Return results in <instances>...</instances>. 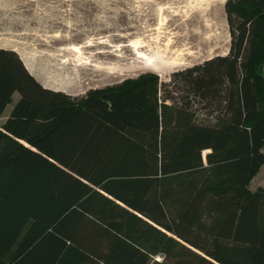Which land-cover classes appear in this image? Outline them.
<instances>
[{
  "label": "trees",
  "instance_id": "trees-1",
  "mask_svg": "<svg viewBox=\"0 0 264 264\" xmlns=\"http://www.w3.org/2000/svg\"><path fill=\"white\" fill-rule=\"evenodd\" d=\"M224 7L228 53L171 86L73 97L0 48V264H264V0Z\"/></svg>",
  "mask_w": 264,
  "mask_h": 264
},
{
  "label": "rangeland",
  "instance_id": "rangeland-1",
  "mask_svg": "<svg viewBox=\"0 0 264 264\" xmlns=\"http://www.w3.org/2000/svg\"><path fill=\"white\" fill-rule=\"evenodd\" d=\"M167 2L0 0V48L15 51L28 71L44 87L65 91L73 97L84 96L90 89L114 85L146 72L157 74L161 81L171 86L173 74L214 56L226 55L230 34L224 7L225 24L221 38L208 45L191 41L190 48L186 50L189 53L183 56L185 61L182 65L171 67L165 75L153 71L131 73L121 70V67L132 66L141 60L134 53L139 47L133 45L138 42L153 41L158 37L161 43L171 44V48H181L185 44L186 30L176 17L163 9ZM100 50H109L111 55L101 58L97 53ZM139 50L149 56L153 52L146 48ZM96 64L106 69L96 70ZM80 68H83L82 71ZM17 97L14 94L13 102ZM10 107L6 108L2 120ZM207 152L203 151V155ZM258 186H264V167L251 183L252 188ZM164 258L165 255L160 254L153 260L163 261Z\"/></svg>",
  "mask_w": 264,
  "mask_h": 264
},
{
  "label": "bare ground",
  "instance_id": "bare-ground-1",
  "mask_svg": "<svg viewBox=\"0 0 264 264\" xmlns=\"http://www.w3.org/2000/svg\"><path fill=\"white\" fill-rule=\"evenodd\" d=\"M225 2L226 0H168L166 7H164L163 9L167 10L168 13L170 12L172 16L176 17V19L179 20L180 24H182V26L186 30V42L184 41L185 44L181 45V48H171V44L167 45L166 43H161L160 38L158 37H156L153 41L138 42L133 46H135L136 48L139 47V49L141 50L142 48H146L149 52L153 51L152 55H146L143 51L135 48L136 50L134 51V53L138 58H141V60H139L136 64L134 63V65L131 63L132 66H124L125 68L121 67V70L131 73L139 71H153L160 75H165L171 67L182 65L185 61L183 56L189 53L186 52V50L190 48L189 45L191 44V41L195 40L197 44L208 45L215 39L221 38V36L223 35V26L225 24L223 19V9ZM108 51L100 50L97 53L99 54V57L105 59L108 58L109 55H111ZM96 67V70L99 71L105 68L98 65ZM82 69L80 71H82ZM84 75H86V73Z\"/></svg>",
  "mask_w": 264,
  "mask_h": 264
}]
</instances>
